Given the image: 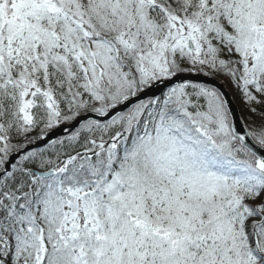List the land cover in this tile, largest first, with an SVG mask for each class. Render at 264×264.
<instances>
[{
	"label": "snow or ice",
	"instance_id": "obj_1",
	"mask_svg": "<svg viewBox=\"0 0 264 264\" xmlns=\"http://www.w3.org/2000/svg\"><path fill=\"white\" fill-rule=\"evenodd\" d=\"M0 264H264V0H0Z\"/></svg>",
	"mask_w": 264,
	"mask_h": 264
},
{
	"label": "trees",
	"instance_id": "obj_2",
	"mask_svg": "<svg viewBox=\"0 0 264 264\" xmlns=\"http://www.w3.org/2000/svg\"><path fill=\"white\" fill-rule=\"evenodd\" d=\"M234 101L236 102V104L238 105V107L240 108L241 110V115H244V111H243V106L241 105L240 101L238 98H234Z\"/></svg>",
	"mask_w": 264,
	"mask_h": 264
},
{
	"label": "water",
	"instance_id": "obj_3",
	"mask_svg": "<svg viewBox=\"0 0 264 264\" xmlns=\"http://www.w3.org/2000/svg\"><path fill=\"white\" fill-rule=\"evenodd\" d=\"M233 109H234V111L237 112V115H238V116L241 115L240 110H239L237 104L235 103L234 99H233Z\"/></svg>",
	"mask_w": 264,
	"mask_h": 264
}]
</instances>
